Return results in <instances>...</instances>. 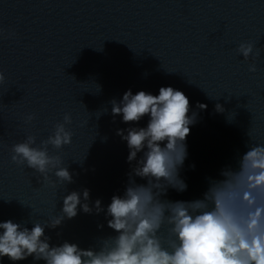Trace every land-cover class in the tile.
<instances>
[{"label": "water", "instance_id": "95a60500", "mask_svg": "<svg viewBox=\"0 0 264 264\" xmlns=\"http://www.w3.org/2000/svg\"><path fill=\"white\" fill-rule=\"evenodd\" d=\"M0 264H264V0H0Z\"/></svg>", "mask_w": 264, "mask_h": 264}]
</instances>
